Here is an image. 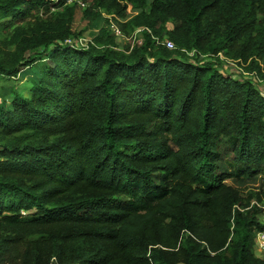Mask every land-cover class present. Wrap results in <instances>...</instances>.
<instances>
[{"label":"trees","instance_id":"trees-1","mask_svg":"<svg viewBox=\"0 0 264 264\" xmlns=\"http://www.w3.org/2000/svg\"><path fill=\"white\" fill-rule=\"evenodd\" d=\"M81 1L0 0V264H264V0Z\"/></svg>","mask_w":264,"mask_h":264},{"label":"rangeland","instance_id":"rangeland-1","mask_svg":"<svg viewBox=\"0 0 264 264\" xmlns=\"http://www.w3.org/2000/svg\"><path fill=\"white\" fill-rule=\"evenodd\" d=\"M132 13L133 12L129 11L128 15H131ZM104 18L106 19L105 15H103V19L102 18L97 19L93 23V25L87 26V23L82 19L81 11L77 10L72 28L76 32L80 31L81 32L80 38L83 40H86L87 43H90V42L95 43L94 40L100 34L102 29H105V30L107 29L111 34H113L110 28L116 27L114 23H109L108 25L105 24ZM138 33L139 31L136 30L135 32H132L129 35H124L121 31L120 36H115V42L121 46L133 44L138 41V37H137ZM79 46L81 47V45ZM193 55L194 54H189L188 56L192 58ZM220 58L224 60V64H222L223 65L222 67L224 68V70L228 74L233 75L234 78L236 79L241 78L240 77L241 73L243 75H246L240 68L242 66H240L236 62L231 61L230 59L224 58V56H220ZM39 71H40L39 68L35 66H31L29 68H26L24 71H22L17 76L15 83L17 84L18 89L21 92L20 94L22 96L30 97L29 88H30L31 80H34L40 76ZM246 76L249 77V75H246ZM253 80L254 82H256V85H258L259 90L264 94V81H260L258 78L257 79L254 78ZM262 190H264V187L262 188L260 187V185H249V187H247L246 189H243L242 192L244 195H247L249 192H261ZM260 197H262V195ZM255 202H256L255 199H253L251 206L255 204L261 210V212L258 213L257 216H258L260 223L264 224V201H262V203H259V202L255 203ZM252 250H253L255 257L261 258V259L264 258V249L260 248L255 240L252 245ZM208 252L210 253V255H214L213 252H210V251Z\"/></svg>","mask_w":264,"mask_h":264},{"label":"built area","instance_id":"built-area-1","mask_svg":"<svg viewBox=\"0 0 264 264\" xmlns=\"http://www.w3.org/2000/svg\"><path fill=\"white\" fill-rule=\"evenodd\" d=\"M48 1V5L51 7V9H54V7L56 5H67V4H72V3H76L78 4V6H80L81 8L85 7V4L81 1V0H47ZM112 33L114 34V36H120L121 32L118 30V28L116 27H112L110 28ZM140 31V30H138ZM92 44V42H90ZM81 45V48H87L88 43L86 42V40H83L81 38L75 40V39H69L65 41V45H67L68 47H75L79 45ZM164 45L166 46V48L168 49H172L173 48V44L172 42L166 40L164 41ZM255 241L257 242L258 246L260 248L264 249V231L261 232H257L255 235Z\"/></svg>","mask_w":264,"mask_h":264}]
</instances>
